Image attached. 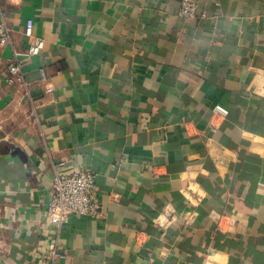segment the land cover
I'll use <instances>...</instances> for the list:
<instances>
[{
  "label": "crops",
  "instance_id": "0c3cea01",
  "mask_svg": "<svg viewBox=\"0 0 264 264\" xmlns=\"http://www.w3.org/2000/svg\"><path fill=\"white\" fill-rule=\"evenodd\" d=\"M194 1L0 0V264H264V0ZM55 164L99 215L49 225Z\"/></svg>",
  "mask_w": 264,
  "mask_h": 264
},
{
  "label": "built area",
  "instance_id": "2783aa9c",
  "mask_svg": "<svg viewBox=\"0 0 264 264\" xmlns=\"http://www.w3.org/2000/svg\"><path fill=\"white\" fill-rule=\"evenodd\" d=\"M179 17L189 20L197 15V4L194 0H180ZM200 17H205L202 13ZM1 18V17H0ZM24 36L30 40L27 51L24 56L29 59L38 55L43 49L44 42L40 38H33L32 23L27 21L24 28ZM10 43V31L4 22H0V45ZM9 76L6 78L8 84L20 83L24 87L26 83L23 80L20 63L15 61L8 69ZM46 77L43 69L40 70V78L44 80ZM50 89L47 90V93ZM215 113L226 116L228 111L226 108L216 105L213 108ZM61 164L53 165L54 176L50 184V194L47 202L46 215L49 225L59 229L71 215L96 216L100 214V204L96 200L94 191L95 176L85 171H74L68 174L58 171ZM0 211H8L6 207ZM19 231L18 229L16 232ZM5 228L0 226V251L5 246ZM40 264H57L61 259H65L66 255L60 251L58 236L48 243L45 252L40 255Z\"/></svg>",
  "mask_w": 264,
  "mask_h": 264
}]
</instances>
